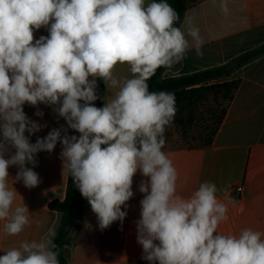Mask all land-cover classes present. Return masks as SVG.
I'll list each match as a JSON object with an SVG mask.
<instances>
[{"label":"clouds","instance_id":"1","mask_svg":"<svg viewBox=\"0 0 264 264\" xmlns=\"http://www.w3.org/2000/svg\"><path fill=\"white\" fill-rule=\"evenodd\" d=\"M220 8L228 13L227 0ZM178 23L167 0H0V221L7 235H19L29 223L27 206L13 207L9 167H18L16 181L34 188L41 179L26 165L35 167L37 153H51L59 142L63 167L100 230L123 223L121 206L134 195L137 171L148 178L139 185L145 195L136 225L149 264H264V233L218 231L228 208L214 183H201L186 198L177 194V170L162 151L177 111L175 94L150 91L148 81L157 69L184 60L192 46L188 37L203 55L199 28L185 32ZM183 23L190 25V18ZM42 27L49 35L34 40ZM117 64H127L130 77L117 79ZM96 78L117 89L102 108L93 103ZM26 103L57 106L79 136L54 128L31 143L42 126L26 115ZM56 236L50 228L39 241L5 251L0 264H60Z\"/></svg>","mask_w":264,"mask_h":264},{"label":"crops","instance_id":"2","mask_svg":"<svg viewBox=\"0 0 264 264\" xmlns=\"http://www.w3.org/2000/svg\"><path fill=\"white\" fill-rule=\"evenodd\" d=\"M150 2L146 0V3ZM221 2L185 0V11L178 26L185 32L190 26L199 28L203 55H196L194 43L188 37L192 46L184 60L171 69L164 68L163 74L167 75L162 74V80L225 67L243 58L244 62L229 75L187 89L232 81L238 83L237 88L209 146L162 151L177 170V194L186 198L203 182L216 185L217 198L228 208V219L218 228L220 233L239 235L245 229L264 233V52L252 55L258 49L264 50V0H227V14L222 12ZM185 17L190 18V25L183 23ZM48 35L47 28L42 27L34 31V40ZM113 75L123 81L131 75L129 66L117 64ZM96 82L99 98L93 103L101 108V89L103 106L105 98H113L117 89L107 88L101 78H96ZM55 107L42 103L23 106L26 115L42 126L30 136L31 143L46 137L54 128L63 127L67 129V135L79 136L78 132L68 128L66 121L54 111ZM37 111H42L43 116H37ZM61 151L62 145L58 142L51 153H37L35 167L26 165L41 179L34 188L25 187L22 180L16 181L18 167H9L8 185L16 191L13 207L25 204L29 210V223L19 235L10 236L4 231L5 221H0V256L22 242L39 241L50 228L58 232L61 214L52 210L49 204L66 196L68 171L63 167ZM142 180L148 178L137 171L133 177L134 195L126 202V208L121 206L122 211L127 212L122 224L115 221L107 229L100 230L96 214L89 203L86 205L80 225L74 229L69 264H149L142 258L143 248L137 242L136 221L141 218L140 201L145 195L139 191ZM238 186H243L241 195L234 192Z\"/></svg>","mask_w":264,"mask_h":264},{"label":"trees","instance_id":"3","mask_svg":"<svg viewBox=\"0 0 264 264\" xmlns=\"http://www.w3.org/2000/svg\"><path fill=\"white\" fill-rule=\"evenodd\" d=\"M167 2L179 13L181 20L185 11V0H167ZM263 52V48L258 49L252 55L256 56ZM243 62V58H238L225 67L209 69L193 75L182 76L167 80H162L164 68H159L157 69L155 75L148 81L149 90L156 92L166 91L174 93L177 110H183L184 108L191 107L193 105L191 100L194 98L195 101L203 100L205 98V92L218 91L217 93L220 94L222 90H225L227 93L226 105L224 106L221 115L217 119V123L213 130L211 138L206 144V146H209L219 128V125L223 121V118L226 114L227 105L231 101L238 83L236 81H232L192 89L187 88L196 84H200L207 80L227 76L234 70V68L240 66ZM100 105L102 108L103 88L101 89L100 93ZM87 204V199L82 197L79 189L76 187L75 183L72 181L70 174L68 173V183L65 198L63 200H54L49 204L52 210L58 211L61 214L59 228L57 236L55 238V243L58 245V258L60 264H69L74 229L80 225L84 209Z\"/></svg>","mask_w":264,"mask_h":264},{"label":"rangeland","instance_id":"4","mask_svg":"<svg viewBox=\"0 0 264 264\" xmlns=\"http://www.w3.org/2000/svg\"><path fill=\"white\" fill-rule=\"evenodd\" d=\"M217 92H205L203 100L194 98L191 107L176 111L173 123L166 129L163 149L206 146L226 105V91Z\"/></svg>","mask_w":264,"mask_h":264},{"label":"built area","instance_id":"5","mask_svg":"<svg viewBox=\"0 0 264 264\" xmlns=\"http://www.w3.org/2000/svg\"><path fill=\"white\" fill-rule=\"evenodd\" d=\"M234 192H235L236 194L241 195L242 192H243V186H238V187H236L235 190H234Z\"/></svg>","mask_w":264,"mask_h":264}]
</instances>
